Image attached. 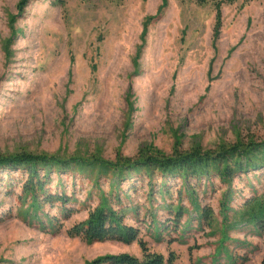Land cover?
<instances>
[{
    "label": "rangeland",
    "instance_id": "374dc122",
    "mask_svg": "<svg viewBox=\"0 0 264 264\" xmlns=\"http://www.w3.org/2000/svg\"><path fill=\"white\" fill-rule=\"evenodd\" d=\"M20 1L0 0V156L76 161L39 167L40 196L68 194L69 216L58 203L34 211L22 191L27 170L0 167V264L141 258L138 241L68 234L109 192L172 264H264V218L249 219L264 207V166L223 183L110 165L264 140V0L220 9L195 0ZM179 203L176 224L169 207Z\"/></svg>",
    "mask_w": 264,
    "mask_h": 264
},
{
    "label": "trees",
    "instance_id": "16d2710c",
    "mask_svg": "<svg viewBox=\"0 0 264 264\" xmlns=\"http://www.w3.org/2000/svg\"><path fill=\"white\" fill-rule=\"evenodd\" d=\"M60 1L63 2L64 0ZM195 1L198 4L211 1L218 6L217 9H220L221 4L232 3L235 0ZM27 2L28 0H21L20 6H24ZM220 12L221 10H218L219 19ZM119 160L120 163L115 162L110 164L116 168V171L126 169L129 172L132 170L138 172L144 168L148 172L145 176L146 178H152L156 175L161 178L172 176L190 182L191 180H210L212 177H215L223 183H230L235 177L249 170L260 169L264 166V140L261 142L251 140L247 143L234 144L233 146H229V148L228 146H223L215 151L195 149L191 152H182L173 156L159 155V153H143L139 158L119 157ZM73 161L76 160L59 159L46 155L37 156L34 154L12 157L0 156V167L25 168L27 170V179L22 184V191L32 199L34 211H37L39 201L49 205L58 203L68 212L67 216H69L72 209L67 206L71 202V197L68 194L63 192L61 194H44V196L41 194L40 196L39 191L44 189L46 184L44 178L40 176L39 167L41 165L68 167L69 163ZM44 176L47 177V174ZM158 191L160 192L161 188ZM114 201L118 204L122 203V197L119 193L113 194L109 192L107 195H103L100 204L90 211L87 219L75 224L68 234L81 237L89 242L115 240L131 243L138 241L143 251L141 258L128 253L101 256L97 259L99 264H172V255L167 258L161 253L151 251L147 243L139 237V229L125 222L130 208H116ZM169 208L170 213L174 216L171 220L178 224L185 213L183 206L179 203L176 206L172 204ZM202 212L205 219H210V215H212L211 209L208 207L202 208ZM263 218L264 207L261 205L249 217L250 221H254L260 225ZM261 226H264V224Z\"/></svg>",
    "mask_w": 264,
    "mask_h": 264
}]
</instances>
